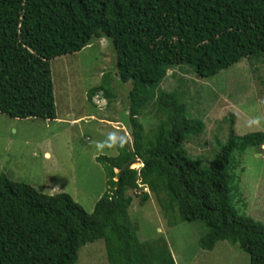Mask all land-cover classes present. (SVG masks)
I'll use <instances>...</instances> for the list:
<instances>
[{
    "label": "trees",
    "instance_id": "1",
    "mask_svg": "<svg viewBox=\"0 0 264 264\" xmlns=\"http://www.w3.org/2000/svg\"><path fill=\"white\" fill-rule=\"evenodd\" d=\"M102 38L115 52L119 81L132 83V142L118 141L115 157H96L105 191L91 213L68 194L0 176V264H75L79 249L96 240L108 264H176L164 238L137 237L129 193L140 188L148 191L141 202L151 193L169 213L167 224L205 225L201 250L225 241L238 244L248 264H264V226L233 205L235 154L264 146V133L238 136L230 116L227 139L204 162L186 148L203 123L189 117L179 92L158 89L173 68L209 79L243 59H264V0H0V113L55 120L50 62ZM110 80L89 89L88 101L102 94L109 104ZM149 106L157 123L145 134L139 119ZM134 160L141 167L131 169Z\"/></svg>",
    "mask_w": 264,
    "mask_h": 264
},
{
    "label": "rangeland",
    "instance_id": "2",
    "mask_svg": "<svg viewBox=\"0 0 264 264\" xmlns=\"http://www.w3.org/2000/svg\"><path fill=\"white\" fill-rule=\"evenodd\" d=\"M50 70L55 120L13 119L0 113V176L27 183L43 194H68L91 213L105 191L104 171L96 157H115L118 141L132 142L127 116L132 83L119 81L115 52L103 38L92 39L74 55L52 60ZM109 74L111 102L107 104L102 94L88 101V90L98 86L103 77L108 80ZM158 89L179 92L189 117L203 123V133L186 148L194 156L203 154L204 162L212 157L215 144L227 139L230 116L236 135L264 133L262 57L243 59L209 79L197 77L187 67L173 68ZM139 122L145 134L155 126L151 106ZM235 161L237 195L233 205L239 214L264 226V146L235 154ZM129 167L141 166L132 163ZM140 189L129 193L133 198L130 218L138 226L140 241L164 238L176 264H248V255L238 244L223 241L212 251L201 250L197 240L205 235V225L167 224L169 213L151 193L148 202H141L140 194L147 190ZM75 264H108L103 240L81 247Z\"/></svg>",
    "mask_w": 264,
    "mask_h": 264
},
{
    "label": "water",
    "instance_id": "3",
    "mask_svg": "<svg viewBox=\"0 0 264 264\" xmlns=\"http://www.w3.org/2000/svg\"><path fill=\"white\" fill-rule=\"evenodd\" d=\"M133 164H139V165L141 166V163H140L139 160H134V161H133Z\"/></svg>",
    "mask_w": 264,
    "mask_h": 264
},
{
    "label": "crops",
    "instance_id": "4",
    "mask_svg": "<svg viewBox=\"0 0 264 264\" xmlns=\"http://www.w3.org/2000/svg\"><path fill=\"white\" fill-rule=\"evenodd\" d=\"M44 155H47V153H44ZM45 158H48V155H47V157H45Z\"/></svg>",
    "mask_w": 264,
    "mask_h": 264
},
{
    "label": "clouds",
    "instance_id": "5",
    "mask_svg": "<svg viewBox=\"0 0 264 264\" xmlns=\"http://www.w3.org/2000/svg\"><path fill=\"white\" fill-rule=\"evenodd\" d=\"M94 97H97V96H94ZM93 99V98H92ZM132 164V163H131Z\"/></svg>",
    "mask_w": 264,
    "mask_h": 264
}]
</instances>
